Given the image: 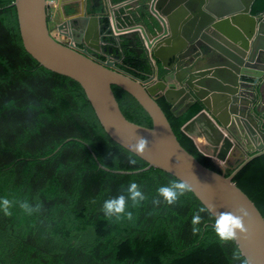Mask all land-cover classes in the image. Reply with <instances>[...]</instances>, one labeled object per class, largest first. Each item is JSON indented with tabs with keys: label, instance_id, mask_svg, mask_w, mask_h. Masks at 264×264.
I'll use <instances>...</instances> for the list:
<instances>
[{
	"label": "trees",
	"instance_id": "1",
	"mask_svg": "<svg viewBox=\"0 0 264 264\" xmlns=\"http://www.w3.org/2000/svg\"><path fill=\"white\" fill-rule=\"evenodd\" d=\"M12 1L0 0V197L12 201L9 215L0 212V264H239L234 240H219L215 218L189 189L171 205L159 195V187L179 181L174 176L154 167L112 171L137 170L146 162L105 133L78 82L44 68L24 50ZM85 3L87 14L106 20L104 0ZM139 9L144 13V6ZM258 10L264 0H254L251 11ZM121 61L119 67L140 79L150 73L134 51L124 50ZM111 89L128 120L151 126L129 93ZM156 102L179 143L200 163L227 175L242 161L243 152L233 148L222 169L181 129L199 102L186 109L172 108L162 96ZM232 180L264 217V153ZM132 182L145 196L135 207L126 200L133 219H106L103 201L127 196ZM24 200L39 210L26 214L19 208ZM194 215L200 216L195 225Z\"/></svg>",
	"mask_w": 264,
	"mask_h": 264
},
{
	"label": "water",
	"instance_id": "2",
	"mask_svg": "<svg viewBox=\"0 0 264 264\" xmlns=\"http://www.w3.org/2000/svg\"><path fill=\"white\" fill-rule=\"evenodd\" d=\"M67 1L11 4L24 50L44 68L78 82L105 133L146 162L137 170L112 171L158 168L185 182L211 215L242 210L246 231L238 232L234 242L250 264H264V217L232 180L264 153V10L252 12L254 0H141L144 13H138V20L134 9L119 20L111 0H105L108 14L102 21L100 15L86 14L83 2L79 10L69 4L64 11ZM48 3L59 10L57 30L65 40L50 31ZM124 50L146 59L150 73L145 79L119 67ZM111 85L137 101L151 126L123 115ZM161 96L172 108L186 109L199 101L202 107L181 129L191 136V124L207 120L221 141L211 156L226 165L238 147L242 161L227 175L200 163L177 140L156 102ZM140 138L147 143L137 152Z\"/></svg>",
	"mask_w": 264,
	"mask_h": 264
},
{
	"label": "clouds",
	"instance_id": "3",
	"mask_svg": "<svg viewBox=\"0 0 264 264\" xmlns=\"http://www.w3.org/2000/svg\"><path fill=\"white\" fill-rule=\"evenodd\" d=\"M146 140L140 138L135 147L137 152H142L146 145ZM134 163V161H131ZM160 196L163 197L169 205L173 204L179 196H182L186 191H188V185L183 181H173L169 185L161 186L157 189ZM127 196L121 194L114 198H109L103 201L101 205V211L106 219H115L119 221L121 218H126L128 220L133 219V214L131 211L126 210V200L131 201L133 207L138 206L141 201L145 199L144 194L135 182L128 185L126 189ZM12 201L6 197H0V212L5 215L10 214V206ZM39 204H30L27 200L19 202V208L22 209L26 214L31 215L33 212L39 210ZM204 211V209H200ZM215 221L213 224V229L221 242L233 241L236 239L238 232L243 233L246 231L243 224V216L246 215L242 210L240 214H235L231 212L225 213H215ZM200 220L199 215H194L192 223L195 225ZM193 231H196L194 228ZM233 260H238L239 264H250L246 258H241V255L236 252L233 254Z\"/></svg>",
	"mask_w": 264,
	"mask_h": 264
},
{
	"label": "crops",
	"instance_id": "4",
	"mask_svg": "<svg viewBox=\"0 0 264 264\" xmlns=\"http://www.w3.org/2000/svg\"><path fill=\"white\" fill-rule=\"evenodd\" d=\"M105 1V0H104ZM65 2V4H62V7L64 11L69 9V4L73 5L77 8V10L80 9L81 7V2L84 3V11L86 13V3L85 0H71L70 3ZM106 2V1H105ZM111 3L114 5V12L117 16V18L120 20V18H123V14L125 13H130L132 9L134 11L132 14L137 17L138 20V13H140L139 5L141 4V0H131L127 2L126 4L121 2H112ZM118 3V4H117ZM47 14H48V20L49 22L53 20V27L55 28L57 24L59 23V10L55 3L49 4L47 7ZM87 14V13H86ZM108 14V10H107ZM49 26V23H48ZM56 39L58 40H65L62 36L59 35V32L56 31L55 36ZM114 53V52H113ZM199 102V101H198ZM200 103V102H199ZM201 104V103H200ZM202 107V106H201ZM191 130H192V135H187L192 138L194 141L197 149L204 155L210 157L213 159V161L222 169L225 168V164L222 163V161L215 160L212 156L211 153L213 152H218L219 145L221 141L219 140L218 137V132L216 131V128L212 125L209 124V122L203 118L195 120L191 124ZM242 151V150H241ZM243 152V151H242Z\"/></svg>",
	"mask_w": 264,
	"mask_h": 264
},
{
	"label": "flooded vegetation",
	"instance_id": "5",
	"mask_svg": "<svg viewBox=\"0 0 264 264\" xmlns=\"http://www.w3.org/2000/svg\"><path fill=\"white\" fill-rule=\"evenodd\" d=\"M49 4H52V3H48V5H49ZM48 5H47V7H48ZM48 23H49V20H48ZM49 28H50V27H49ZM53 28H54V27H53ZM54 29H55V31H58V30H57V26H56ZM50 31L52 32V28H50ZM59 35H60V34H59ZM53 36H54V35H53ZM60 36H61V35H60ZM92 55L95 56L97 59H101V60H102V59H103V60L105 59L104 56L99 55V54H96V53H93V52H92Z\"/></svg>",
	"mask_w": 264,
	"mask_h": 264
},
{
	"label": "rangeland",
	"instance_id": "6",
	"mask_svg": "<svg viewBox=\"0 0 264 264\" xmlns=\"http://www.w3.org/2000/svg\"><path fill=\"white\" fill-rule=\"evenodd\" d=\"M49 27L52 28V32H51L52 35L55 36L56 31H55V29L53 28V20L49 22ZM56 38H57V37H56Z\"/></svg>",
	"mask_w": 264,
	"mask_h": 264
}]
</instances>
